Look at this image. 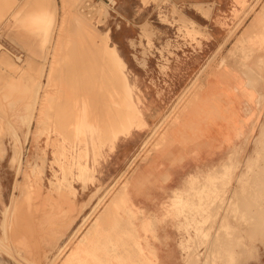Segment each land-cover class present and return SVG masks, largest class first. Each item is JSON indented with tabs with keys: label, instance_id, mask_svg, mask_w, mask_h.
I'll list each match as a JSON object with an SVG mask.
<instances>
[{
	"label": "rangeland",
	"instance_id": "obj_1",
	"mask_svg": "<svg viewBox=\"0 0 264 264\" xmlns=\"http://www.w3.org/2000/svg\"><path fill=\"white\" fill-rule=\"evenodd\" d=\"M228 3L214 21L230 44L225 60L243 71L249 89L263 92L253 109L248 103L244 118L223 107L222 94L206 101L217 85L202 87L203 78L222 66V49L205 55L203 67L185 80L174 76L173 65L185 52L208 40L213 4L0 0V264H22L18 249H35L38 217L61 220L73 211L78 190L90 185L89 202L95 201L48 264L92 262L94 238L104 235L105 222L117 223L107 244L117 252L114 263L157 264L154 250L143 243L165 221L176 232L182 264H264V0ZM52 20L62 21L61 40L40 78L41 63L29 54L36 42L52 41ZM36 96L47 112L39 127L33 121L28 129L26 110ZM210 127L215 148L223 146L226 157L205 174L187 177L158 217L132 207L126 190L135 164L167 142L209 137ZM126 139L134 149L118 156L115 183L99 181L113 146ZM12 151L19 152V162ZM32 191L40 197L32 200ZM140 220L144 224L135 226ZM114 231L113 225L108 236Z\"/></svg>",
	"mask_w": 264,
	"mask_h": 264
},
{
	"label": "crops",
	"instance_id": "obj_2",
	"mask_svg": "<svg viewBox=\"0 0 264 264\" xmlns=\"http://www.w3.org/2000/svg\"><path fill=\"white\" fill-rule=\"evenodd\" d=\"M172 4L177 6H193L201 3L213 4L214 7L210 13L211 23L208 29V40L201 41V49L195 48L192 51H186L185 55L181 58V61L173 65V69L178 73H174L175 78L185 80L190 73L199 70L205 64V55H213L219 49L221 50L222 66L219 69H212L213 71L207 72L203 78L202 87L207 86L210 82L216 83L211 97L206 101L216 102L218 97L222 94V105L226 106L227 110L235 109L239 112V117L244 118V111L248 105L256 103L261 100L262 91H252L247 86V79L245 74L240 69L231 68L225 60L226 52L229 49V42L227 41L226 32L217 28L214 24L217 16L220 13H225L229 8L228 0H169ZM206 20L205 18L201 17ZM38 60V59H37ZM218 60V59H217ZM39 61V60H38ZM42 64V62H40ZM207 63V62H206ZM46 65V64H45ZM44 65V72L49 70ZM210 74H212L210 76ZM264 78V73L261 74ZM43 86L45 83H42ZM237 86L238 90H233V87ZM231 93V98L223 97L224 91L227 94ZM203 91V89H202ZM202 99V92L200 93L198 100ZM226 102V105L223 102ZM246 127V126H245ZM250 128V123L246 127ZM247 131V130H246ZM213 127L209 129V137H206L196 143H187L185 145H179L177 143H166L162 148L157 151L151 152L145 157L144 160L139 161L133 167V170L129 176L127 182V200L132 207L138 209L145 215L159 216L162 212L163 206H169V201L173 197V192L181 188L184 180L189 176H194L197 171L206 173L213 166L218 164L226 157L225 148H215L217 143L213 137ZM236 142V141H235ZM218 146V145H217ZM7 148V147H6ZM133 143L125 140L124 143L119 145L116 143L113 146V150L108 154L107 161L104 165V176H99V181H109L112 183L118 176V156L127 155L133 150ZM90 185L82 193L80 190L77 192L76 204L71 210L66 211V215H62L61 220L57 217H51L40 215L34 224L36 247L21 248L18 252L24 257L25 261H20L22 264H48L51 261V256L65 241L67 235H69L79 218L86 213L88 205L95 200L89 202L90 194L94 193ZM100 195V194H99ZM99 195H96L98 197ZM4 197V195H3ZM16 197V196H15ZM7 205V204H6ZM101 212V211H100ZM51 223L49 224V220ZM144 220L135 222V226L144 224ZM103 225V224H101ZM114 225V233L110 232L108 236V229L112 230ZM52 226V227H51ZM104 228V235L100 233L95 235L94 245L95 254L92 262H86L87 264H116L112 260L116 258L117 252L108 248V240H112V236H116L117 223L105 222L101 229ZM169 227V221L162 222L160 226L155 229V237H147L144 241L143 234L140 239L143 245L150 247L154 250L157 264H182L177 248H176V232ZM104 241V243H103ZM98 242L101 243V248H97ZM104 245V247H103ZM29 260V261H28ZM28 262V263H27ZM8 264H16L11 261H7Z\"/></svg>",
	"mask_w": 264,
	"mask_h": 264
},
{
	"label": "bare ground",
	"instance_id": "obj_3",
	"mask_svg": "<svg viewBox=\"0 0 264 264\" xmlns=\"http://www.w3.org/2000/svg\"><path fill=\"white\" fill-rule=\"evenodd\" d=\"M106 11V10H105ZM259 13H261V12H259ZM261 15V14H260ZM56 18V17H55ZM256 19V18H255ZM52 21H54V20H52ZM56 21V20H55ZM53 22V24H51V25H48V27L50 28L49 29V35H50V38H52L53 37V39H52V41L51 42H48V39H47V42H45V40L46 39H44V40H42V41H40V42H36L34 45H33V47H31V49H33L34 50V53L33 52H31L29 55H32V56H35V57H37V59L40 61V62H42V64H41V73H40V78L42 77V75L44 74L45 76H46V71L44 72L43 70H44V65L46 64V61H47V59L49 58V59H51L52 58V56H51V54L54 52V50L55 49H57L58 48V46H55V44L54 43H56V42H58L59 43V40H61V38H60V36L62 35H60L59 34V32L58 31H60V30H62V28H61V22ZM256 21V20H255ZM254 23V22H253ZM54 28H55V30H54ZM251 31V30H250ZM248 32V31H247ZM60 33H61V31H60ZM249 33V32H248ZM58 34V35H57ZM0 49H3L1 46H0ZM88 52V54H86V56L85 55H83L84 57H85V59H89V58H91L92 56H91V54H92V52H89V51H87ZM105 52V51H104ZM96 58L99 60V62H100V57H102L103 56V53H102V51H98V52H96ZM102 54V55H101ZM105 54V53H104ZM47 55L49 56V57H47ZM2 56V55H1ZM0 56V64L1 63H3V61L4 60H2L1 57ZM9 57V56H8ZM14 58H18L17 56H14ZM100 58V59H99ZM48 64V63H47ZM107 67H108V65L107 64H105ZM29 67V66H28ZM107 67H105V68H107ZM27 68V67H26ZM29 71V70H28ZM27 72V71H26ZM27 74V73H26ZM30 74V73H29ZM111 74V73H110ZM44 76V77H45ZM38 84H39V82H38ZM43 87V84L41 83V86H40V88H42ZM95 87H97V86H95ZM39 91H40V89H39ZM36 92V94H37V91H35ZM34 94V93H33ZM35 94V95H36ZM34 95V96H35ZM36 98L37 99H32V104L34 103V105H33V107H31L30 108V110H26V114H27V123H26V126H27V128L29 129V127H30V125L32 124V122L34 121L35 122V126L36 127H39V125L41 124V120H42V117H43V113H44V111H45V114H46V112H47V106H46V108H45V106H44V103H42V102H40V101H38V99L40 98V97H37L36 96ZM26 108H27V106H26ZM28 109V108H27ZM34 112H36V113H34ZM44 114V115H45ZM83 116H84V114L83 113H81ZM82 118H84V117H82ZM138 119V118H137ZM139 121V120H138ZM137 123V122H136ZM138 128V127H137ZM28 129H27V131H28ZM16 136V135H15ZM258 141V140H257ZM262 143V142H261ZM145 144H146V142H145ZM256 145V144H255ZM4 152H5V150L3 149V148H0V154H2L1 156H3V154H4ZM13 152V154H12V158H14V160L16 159L18 162H19V160H20V158H19V152H17V151H12ZM0 156V157H1ZM33 172V171H32ZM115 183V182H114ZM107 190V189H106ZM109 191V190H108ZM22 194V193H21ZM28 197H30L29 195H28ZM38 197H40V193L38 192V191H32L31 192V198H32V200H36V199H38ZM36 202V201H35ZM7 206H9V205H7ZM28 206V205H27ZM34 208H35V210L36 209H38V205H34L33 206ZM7 208V207H6ZM13 208V207H12ZM30 209H31V207H30ZM7 210V209H6ZM33 211V210H32ZM6 216V215H5ZM3 220V219H2ZM83 220V219H82ZM81 222V221H80ZM77 228V227H76ZM7 240V239H6Z\"/></svg>",
	"mask_w": 264,
	"mask_h": 264
}]
</instances>
